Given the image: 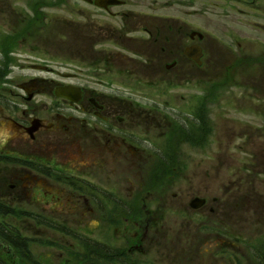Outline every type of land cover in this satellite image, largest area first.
<instances>
[{
    "label": "flooded vegetation",
    "instance_id": "1",
    "mask_svg": "<svg viewBox=\"0 0 264 264\" xmlns=\"http://www.w3.org/2000/svg\"><path fill=\"white\" fill-rule=\"evenodd\" d=\"M70 1L0 0V264H186L185 255L204 264L182 248L170 253V215L212 233L208 264H264V226L245 234L236 255L228 242L216 247L220 199L175 204L180 195L169 181L184 174L160 168L168 169L172 146L196 148L195 132L185 124L154 125L148 113H134L132 94L105 88L171 82L166 73L209 66V52L212 67H230L220 53L247 52L237 24L248 9L264 15V0H75L64 30L44 29L46 9L55 8L45 6ZM13 6H23L20 18ZM201 20L213 27L210 35L201 33ZM188 107L200 123L198 100ZM149 154L159 160L141 174ZM125 164L140 178L135 191L121 189ZM249 195L244 206L264 203V193Z\"/></svg>",
    "mask_w": 264,
    "mask_h": 264
},
{
    "label": "rangeland",
    "instance_id": "2",
    "mask_svg": "<svg viewBox=\"0 0 264 264\" xmlns=\"http://www.w3.org/2000/svg\"><path fill=\"white\" fill-rule=\"evenodd\" d=\"M74 1H70V6H51L48 3L45 8H55L46 9L48 26L44 29L64 30L66 18L73 19V8L76 7ZM79 7L86 6L80 4ZM0 8H4L1 2ZM24 8L26 9L27 6L25 5ZM17 9H23V6L9 8L13 15L15 13L16 18H20L17 16ZM9 10L3 11L4 14L10 13ZM154 10V13L161 12L159 8ZM75 12L80 13V11ZM248 14L244 17V22L237 24L245 31L241 40L249 44L247 52L235 55L220 53L221 61L229 62L230 67H212L216 59H214L215 54L209 52L207 55L209 66L206 65L205 68L193 69L185 65L166 75L165 71L151 70L165 75L172 80L171 82L151 84L148 80H142L141 83H133L132 86L127 87H105L116 92L118 88L121 90L119 92L121 95L132 94L134 113H148L151 115L149 118H155L154 125L185 124L186 129L190 128L195 132L196 148L193 145H184L182 142L172 146L170 152H167L171 160L168 169L162 164L160 173L165 171L179 177L184 174L183 179L177 183L169 181L170 192L180 195V200L175 202L176 205L182 204L183 201L185 206L186 202L193 200L195 196L209 198V202L213 198L220 199L221 209H218L220 211L218 218L221 219L219 220L221 224L217 233L222 234V242L216 237V247L228 242L236 255L244 251L242 240L246 237L245 234L251 235L264 226V203L254 204L249 208L247 205L244 206L249 194L254 191L264 193V15L253 9H248ZM216 19L220 21L219 17ZM204 23L205 21L201 20L200 25L204 29L201 33L210 35L213 27L204 26ZM257 24L263 27H258ZM44 34L46 32H40V40ZM219 38L227 40L229 37ZM23 55L20 59L29 58L27 54L23 53ZM30 61L38 60L31 58ZM235 62H239L237 65L240 67H232L236 65ZM178 73L183 79L177 83L173 80ZM124 97L128 98L126 95ZM193 98L198 100L203 111L199 114L202 117L200 123L192 121L194 118H191L192 107L188 106L189 100ZM183 135L188 136L187 133ZM188 140L193 142L194 139ZM175 141L178 142L177 139ZM149 151L154 150L149 149ZM173 158L181 159L179 165L177 162L174 163L176 160ZM156 159L159 160L156 155L149 154L141 174H147ZM127 166V164L123 165L120 172L121 189L133 187L135 191L141 181L136 176L137 170L133 171V166L131 168ZM132 183L133 186H130ZM231 183L233 187L230 186ZM184 219L172 215L168 218L171 221L168 230L169 251L174 253L182 248L183 254L195 255L197 259L200 254V262L205 264L206 257L211 259L213 257L212 248L209 250L208 243L212 233L204 230L200 232L199 227L190 225L187 221L183 222ZM228 225L232 226L231 229L227 228ZM226 234L229 236H225ZM189 239L195 242H190ZM169 241L173 243L170 244ZM58 251L60 250L58 249L57 253ZM185 257L186 264H194L191 256L185 255ZM72 264H77V260ZM220 264H231V262L225 260Z\"/></svg>",
    "mask_w": 264,
    "mask_h": 264
},
{
    "label": "water",
    "instance_id": "3",
    "mask_svg": "<svg viewBox=\"0 0 264 264\" xmlns=\"http://www.w3.org/2000/svg\"><path fill=\"white\" fill-rule=\"evenodd\" d=\"M197 55L199 56V52L197 53Z\"/></svg>",
    "mask_w": 264,
    "mask_h": 264
}]
</instances>
